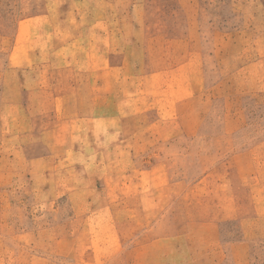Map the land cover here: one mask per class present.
Returning a JSON list of instances; mask_svg holds the SVG:
<instances>
[{
  "label": "rangeland",
  "instance_id": "374dc122",
  "mask_svg": "<svg viewBox=\"0 0 264 264\" xmlns=\"http://www.w3.org/2000/svg\"><path fill=\"white\" fill-rule=\"evenodd\" d=\"M0 264H264V0H0Z\"/></svg>",
  "mask_w": 264,
  "mask_h": 264
},
{
  "label": "crops",
  "instance_id": "0c3cea01",
  "mask_svg": "<svg viewBox=\"0 0 264 264\" xmlns=\"http://www.w3.org/2000/svg\"><path fill=\"white\" fill-rule=\"evenodd\" d=\"M196 57V56H195ZM197 80H198V78H197ZM195 81H196V79H195ZM191 94H192V92H191ZM183 97H187V95H184Z\"/></svg>",
  "mask_w": 264,
  "mask_h": 264
}]
</instances>
